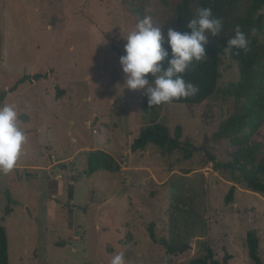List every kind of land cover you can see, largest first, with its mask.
<instances>
[{"label": "rangeland", "instance_id": "rangeland-1", "mask_svg": "<svg viewBox=\"0 0 264 264\" xmlns=\"http://www.w3.org/2000/svg\"><path fill=\"white\" fill-rule=\"evenodd\" d=\"M174 2L0 0V105L16 106L27 136L14 169L0 173L10 264H110L120 251L126 264H210L209 255L256 264L251 230L264 261V194L250 190L239 173L216 167L254 144L261 146L254 162L264 160V123L242 147L215 138L232 114L225 92L240 80L237 62L222 55L219 90L194 113L174 102L149 107L143 91L124 85V37L140 21L133 8L143 6L163 30L176 22ZM262 45L256 69L264 82V36ZM155 116L172 133L181 125L183 139L215 159L201 150L164 155L153 144L133 150ZM96 150L108 152L121 170L88 174Z\"/></svg>", "mask_w": 264, "mask_h": 264}, {"label": "trees", "instance_id": "trees-1", "mask_svg": "<svg viewBox=\"0 0 264 264\" xmlns=\"http://www.w3.org/2000/svg\"><path fill=\"white\" fill-rule=\"evenodd\" d=\"M174 12L176 22L164 26L162 33L167 37L169 28L177 31H187V23L193 18L197 9L210 7L215 17L223 20V29L216 37H209L206 46L207 58L203 62H193L184 73V79L193 83L199 91L188 98L173 100L171 102L184 104L191 113L194 109L203 104L219 90L218 83L222 77L220 69L222 55L228 53L231 59L237 62L240 73V80L232 84L225 93L230 95L232 114L222 124L220 130L215 134L219 140L230 138L232 144L242 147L247 145L251 136L264 123V82L257 74V67L261 65L262 38L264 36V0H199L194 4L193 0H174ZM249 1L248 5H243ZM142 20L145 17L144 7L133 8ZM239 26L249 39L248 50L233 49L226 51L227 41L234 35L235 28ZM166 48L167 44L164 45ZM170 52V49H169ZM170 58V57H169ZM167 67V60L163 62ZM228 98V100L230 99ZM149 144L157 146L164 155H170L178 149L187 153L193 152L189 140L183 139V127L178 125L174 133L170 128L157 120V116L144 126L139 136L132 144L133 150L144 149ZM260 145L254 144L238 150L230 161H218L216 167L232 173H239L247 187L257 193L264 194V160L255 163L260 150ZM100 170L119 172L121 165L113 156L104 150L91 151L88 156L87 173L94 174ZM239 179V178H238ZM235 186L229 190L226 201L231 202L234 196ZM6 208V215L11 212ZM151 237L158 242L153 224H150ZM247 243L251 259L256 264H264L259 255V238L255 230L247 235ZM170 247V251L174 248ZM210 264H228V256L221 263L212 258ZM208 264L206 260H200ZM0 264L9 262V240L7 229L0 224Z\"/></svg>", "mask_w": 264, "mask_h": 264}, {"label": "clouds", "instance_id": "clouds-1", "mask_svg": "<svg viewBox=\"0 0 264 264\" xmlns=\"http://www.w3.org/2000/svg\"><path fill=\"white\" fill-rule=\"evenodd\" d=\"M187 29L177 31L169 28L165 37L162 29L154 26L152 18L145 16L124 37L127 41L125 54L120 57L126 77L124 85L130 90L143 91L149 107L188 98L199 91L196 85L184 79V73L193 62L206 60L209 37L221 33L223 20L215 17L210 7H201L187 23ZM248 45L247 35L237 26L234 35L227 41L226 51L237 49L246 52ZM165 60L166 68L163 64ZM149 74L153 77L151 81ZM26 139V133L18 126L16 106L0 105V173L7 174L14 169ZM110 264H126L125 253L113 254Z\"/></svg>", "mask_w": 264, "mask_h": 264}, {"label": "water", "instance_id": "water-1", "mask_svg": "<svg viewBox=\"0 0 264 264\" xmlns=\"http://www.w3.org/2000/svg\"><path fill=\"white\" fill-rule=\"evenodd\" d=\"M189 147H190L191 149H195V150H201V151H203L204 154L207 155L211 160H214V159H215L214 155H212V154L209 152V150H208L205 146H203V145H200V146H193V145H190ZM186 247H187V245H184V246H183L182 248H180L179 250H180V251H184Z\"/></svg>", "mask_w": 264, "mask_h": 264}]
</instances>
